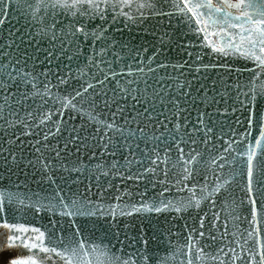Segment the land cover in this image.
Instances as JSON below:
<instances>
[{
  "label": "snow or ice",
  "instance_id": "snow-or-ice-1",
  "mask_svg": "<svg viewBox=\"0 0 264 264\" xmlns=\"http://www.w3.org/2000/svg\"><path fill=\"white\" fill-rule=\"evenodd\" d=\"M19 2L0 0V27L8 9L20 12ZM165 4L176 12L165 11ZM177 13L187 18L198 44L173 41L166 31L154 44L138 47L132 37L121 41L105 35L109 14L113 22L123 17L127 28L129 21L170 20ZM22 18L26 22L15 29L11 43L0 41V57L10 55L4 48L15 46L11 60L0 59V161L8 172L11 165L19 168L24 157L16 149L28 143L34 158L30 155L27 166L40 173L41 182L47 177L55 183L57 172L90 173L98 198L109 189L117 194L105 207L82 193L66 197L60 187L46 195L0 190L6 246L24 250L8 264L150 260L145 247H135V239L127 246L130 251H124L123 242L118 248L111 241L95 242L82 237L79 228L65 238L9 222L5 213L14 216L13 206L59 210L69 218H115L180 213L204 203L210 211L200 217L199 229L185 236L182 264H264V0H23ZM97 19L102 23H91ZM86 48L91 52L85 56ZM209 54L231 59L205 62ZM237 59L252 66L237 68ZM82 63L96 71L85 72ZM244 72L249 75L241 79ZM77 116L79 127L70 123ZM21 136L36 139L25 142ZM69 145L77 154L87 150L89 163L77 155L69 166ZM238 176L243 178V198L232 189ZM117 178L146 181L145 188L159 185L161 191L151 201L140 193L139 203H133L132 193L114 183ZM172 189L187 195L166 198ZM238 205L246 206V215ZM206 219L209 227L203 231ZM139 239L147 245L143 236ZM169 244L166 251L175 247ZM169 258L174 257L165 256L159 264Z\"/></svg>",
  "mask_w": 264,
  "mask_h": 264
},
{
  "label": "water",
  "instance_id": "water-1",
  "mask_svg": "<svg viewBox=\"0 0 264 264\" xmlns=\"http://www.w3.org/2000/svg\"><path fill=\"white\" fill-rule=\"evenodd\" d=\"M13 3H16V0H13ZM16 7L20 8V12H16L15 9H8V17L6 22L2 27H0V41L5 44L11 43L12 35L15 32L16 28H21L25 24V19L22 18L23 13V0H20ZM164 10L167 12H176V10L170 7L168 4L164 5ZM186 17L179 15L178 13L171 17L169 20L168 17L156 16L151 19L145 20L143 23H140L139 20L135 24L128 22V27L125 28V19L123 17L118 18L115 22L112 21V15L109 14L108 20L104 22L107 26L106 36L109 38H114L116 40L127 41L132 37L131 43L134 46H139L144 44L148 46L149 42L155 43L156 36L161 32H168L172 37V40H181L184 42H190L193 44H198L197 38L190 31L188 23H186ZM92 24L102 23L99 19L91 22ZM152 33V34H149ZM4 52L9 53L10 55L0 57L5 62H8L15 55V46L11 48H4ZM119 51V48L116 49ZM196 51H203L205 53H210V49L199 47L196 48ZM91 52L90 48H86L84 55H88ZM151 49L149 51V54ZM126 55L127 53H123ZM175 55V53H172ZM111 59V57H109ZM83 60V56L81 57ZM220 59H231V58H218L214 54H209L205 56V62H215L218 63ZM234 66L237 68H243L246 64L251 67V62L245 61L243 59H237L234 62ZM81 67L85 72H95L96 69L92 68L89 70L83 63ZM123 67V64L120 65ZM249 75L248 72H244L241 76V79L246 78ZM55 118V117H54ZM101 119L104 116L100 117ZM79 127L81 121L77 116L75 120L70 122ZM243 128L238 127L236 131L238 133L243 132ZM255 135V132L253 133ZM239 138V137H237ZM35 137L33 136H21V140L25 142H35ZM55 143V138L52 140ZM64 140L60 139L59 143L61 147L64 144ZM20 144V140L16 142ZM69 148L72 151L69 153L68 162L71 166V161L79 155L80 159L88 164L89 152L83 150L81 153H75L73 146L69 145ZM99 152L100 149H95ZM16 154L19 157L23 154L24 159L17 168L15 165H11L13 171H6L7 165L0 161V190L5 191H37L41 192V195H46L49 192H53L60 187L63 189L62 195L66 197L72 193H82L90 198L92 201L97 203H102L107 207L109 204L114 203L112 200L113 195H116L115 189H109L106 196L103 198H98L95 195V180L89 179L90 173H77L75 171L68 172H57L53 176L55 183H52L50 180L45 177L41 182L40 173L34 171L31 167L27 166V160L32 155L31 147L28 143H25L20 148L16 149ZM119 156V153L117 154ZM99 159V157H97ZM96 160L94 159L91 164L94 165ZM103 179V178H102ZM114 183L122 191H130L132 193L131 200L133 203H139L141 197L140 193L146 192L145 200L151 201L157 193L161 191L159 185L155 188L151 184L147 185L145 188L146 181H129V180H120L119 178L114 180ZM190 183V182H189ZM19 184V188L17 185ZM125 185L128 187L125 189ZM91 188V191L88 189ZM243 188V178L237 177L236 182L233 183L232 189L235 192L238 198H243L244 193ZM43 189V191H41ZM187 195L186 192H177L175 189L165 193V197L168 199H181ZM127 200L128 197H125ZM238 209L242 214L246 213L245 205H238ZM15 215L5 213V218L9 222H23L26 225H34L39 227L42 231L47 230L49 234L56 235L60 234L65 238H68L72 235L75 228L80 229L82 237L88 238L95 242L108 243L111 241L112 244H115L120 247L121 242L125 245L124 251H130L127 247L134 239L136 241V248H146L147 254L150 256L148 264H159L160 259L165 256L174 257L169 258L166 261V264H182V261H185V256L180 250V246L184 242L185 236L188 234L189 230L196 228L199 229V219L204 212L210 211L207 206V203L201 205L200 209L189 208L187 211H182L177 213L175 211H163V212H148V213H137L132 216H117L115 218L107 214H99L97 216H74L66 217L59 214V210L48 211L41 209L39 212L32 207H12ZM74 225V227H70ZM209 227V220H205V229L207 231ZM262 234H264V226L261 228ZM118 234V239H117ZM8 230L0 228V264H8L9 260L14 257L17 252L24 251L23 249H9L6 246ZM143 236L144 240H147V245H143L140 241V237ZM171 242L175 247L171 248V251H166L169 249ZM201 243H205L204 240H201ZM210 243V241H208ZM115 251V249H113ZM194 259V257H193ZM48 264H53L50 260ZM59 264V262H58ZM139 264V262H138ZM195 264V261H194Z\"/></svg>",
  "mask_w": 264,
  "mask_h": 264
}]
</instances>
